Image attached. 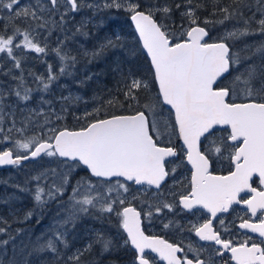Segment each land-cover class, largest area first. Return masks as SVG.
<instances>
[{"label": "snow or ice", "instance_id": "6c2138e0", "mask_svg": "<svg viewBox=\"0 0 264 264\" xmlns=\"http://www.w3.org/2000/svg\"><path fill=\"white\" fill-rule=\"evenodd\" d=\"M192 2L193 0H186L188 4ZM211 3L210 15L219 18L211 20L206 17L203 24L222 25L239 17L243 19L245 27L234 28L225 32L218 41L209 42L205 39L209 37V31L198 23L196 8L190 7L182 13L189 19L190 24L182 33L185 39L183 42L173 44L166 26L158 23L155 18L156 13L168 14L171 9L167 6L160 7L154 2L142 5L139 0H104L101 5L89 3L88 0H47V3L35 0V6H32L21 4V0H0V10L6 9L8 13L6 16H0V20L7 21L3 28L5 31L9 27L12 28L10 35L0 32V54H6L12 61L11 67L0 74L17 81L15 87L8 90L0 87V133L4 132L2 127L4 109L8 106L6 97L14 95L18 101L24 103L32 99L33 89L26 85L23 75L25 70L21 65L22 57L14 55V48L47 54V44L41 46L36 39L39 35L37 30L46 29L47 35H51L57 28L63 31L67 19L74 18L73 14L85 9L93 10L95 13L103 9L122 8L130 14V19L135 23L143 42V48L151 58L154 79L159 86L158 96L162 98L164 105L174 110L169 113L170 117L174 115V124L170 121L161 124L156 119L150 121L145 111H137L132 115H113L111 118L95 119L78 131L65 129L56 133L54 128H48L49 133L56 134L47 137L33 134L25 136L23 140H13L15 149L23 150L26 155L17 152L14 157L13 149L0 151V165H19L22 160L38 158L41 155L63 158L60 164L65 170L57 172L56 169H50L33 178L39 182L42 178H47L49 172L52 176V183L47 189L37 184L34 200L41 207L50 200L63 196L71 175L77 168H83L89 172L90 177L98 178L96 183L89 177H81L75 182L71 195L65 202L63 216L51 228V237L34 246L28 256L50 252L59 258L60 246L64 249L69 247L67 235L70 228H75L82 216L94 209L101 213H114L120 218L119 226L127 233V239L119 246L126 247L130 241L131 246L137 250L138 264H149L144 255L145 249L158 253L167 264H214L211 255L207 261L200 258V253L204 251L202 248L188 246L187 252H192L195 256L194 262L186 255L183 259L177 256V253L185 251L184 248L156 237L146 236L141 229V214L135 208L125 206L122 211L118 208L114 211V205L125 204L127 199L125 194L129 192V186L119 180L114 184L104 183L111 181L113 177H123L137 185L147 184L160 189L162 182L170 175V171L165 167V159L176 157L177 151L172 147L160 146L157 139H154V134L159 137L171 126L182 138L187 161L195 170L191 177V189L182 197L180 203L185 209L191 210L199 206L210 213V218L206 222L193 226L195 235L201 241H212L215 245L221 246L223 251L215 249L216 255L223 256L225 251H229L235 264H264V247L256 244L249 247L247 242L241 243L238 247L233 246L232 241L221 239L219 232L215 231L212 225V220L218 213H227L233 204L242 202L247 205L253 216L260 211L264 217V190L256 192L250 185L254 175L258 176L261 184H264V65L250 64L243 71H235L239 69L243 60L250 57H241L239 50L234 51L225 42L239 40L249 35H264V0H231L229 4H223L222 0H211ZM196 7L203 5L197 4ZM245 9L253 13L247 19H244ZM256 13L260 15L258 20ZM56 15H59V20L55 19ZM16 19L30 22L31 30L16 26L13 23ZM252 21H255L257 28H251ZM87 23V19L82 20L75 34L87 37V32L82 31ZM19 36H22V42L16 41ZM115 47L117 44L114 41L106 39L97 48L91 52L84 51L82 55L90 64L100 58L106 50ZM52 51L60 61L58 71H53L52 65L49 64L47 78L29 73L34 81L38 82L36 91L48 92L60 76L72 75L79 63L76 55L64 50L63 42ZM254 54L264 57V42L256 47ZM13 69L19 70L21 74L15 75ZM120 76L124 87L118 90L123 91L125 100L139 104L134 90L148 89V82L135 78L130 70L127 73L121 71ZM86 79L91 80L92 75ZM80 83L83 84L84 81ZM230 97L233 99L230 100ZM75 99L79 100L80 97ZM237 100L240 102H236ZM41 102L50 103L45 100ZM159 102L157 100V104ZM114 103L117 101L108 100V104ZM143 107L155 115L156 105L145 103ZM29 111L36 116L44 115L42 110ZM65 111L67 109L62 107L61 112ZM95 111L98 113L99 109ZM62 118L60 114H56L57 120ZM22 123L25 126L17 129L20 133H24L27 127L34 123L32 115L25 117ZM49 123L51 119L45 115L43 123L37 121L36 127L43 130L44 125ZM15 124L16 121L13 119L9 132L15 128ZM217 126H227L226 137L216 136L213 129ZM202 138L207 145L204 149ZM229 140L233 144L229 145L227 143ZM222 148L225 151L231 149L228 158L234 163L235 170L226 176L212 175L209 172L210 156H222ZM171 172H175V168L171 169ZM101 188L104 190L101 191ZM245 191L256 192V195L251 199H238L240 193ZM113 192L116 194L115 197L112 196ZM162 208L171 211L173 205L165 202L162 207L157 205L155 211L160 212ZM32 214L31 211L27 212L25 219H30ZM147 215L151 216L152 211ZM219 222L223 224V220ZM0 223H3L2 219ZM239 227L264 237V218L259 223L244 221ZM4 232L5 229L0 228V233ZM10 239L14 237L10 236ZM8 243L9 240L0 241V245ZM94 245H99L102 253L114 252L118 248L111 237L96 232L93 241L84 248L77 249L67 257V260L72 264H81V258L86 252H90ZM24 264H29L27 258L24 259Z\"/></svg>", "mask_w": 264, "mask_h": 264}, {"label": "trees", "instance_id": "16d2710c", "mask_svg": "<svg viewBox=\"0 0 264 264\" xmlns=\"http://www.w3.org/2000/svg\"><path fill=\"white\" fill-rule=\"evenodd\" d=\"M43 1L42 3H47V0ZM139 2L142 5L146 2H154L160 7L167 6L171 9V12L168 14H164L163 12L156 13L155 18L158 23H163L166 26L173 43L184 40V36L182 35L183 30L187 29L190 24L189 19L183 16L182 13L190 7L196 8V16L199 18L198 23L209 31V42L218 41L219 37L225 32L232 31L234 28L243 29L245 27L243 19L239 17L226 21L222 25L203 24V20L206 17L211 20L219 18V16L214 17L210 15L212 11L211 0H193L192 4L186 3V0H139ZM222 3L229 4L231 0H222ZM197 4H202L203 7L197 8ZM177 5H180V7H177ZM254 10L255 5L253 6ZM1 14H4V11L0 10ZM252 14V12L245 9L244 19L251 17ZM129 17L130 14L122 8L104 9L98 13L94 22H89L82 29V31L87 32V37L75 34L77 25L75 27L69 26L68 30L64 28L61 31L57 28L52 31V43H54L55 39L70 35L69 39L65 41V45L70 42L73 43V50L69 52L77 56L79 63H77L72 75L63 76V78H66V81H57L46 93L48 96L44 95L46 97L44 98L45 101H49L48 98L55 101L57 96L68 98L61 101L58 108L63 118L57 120L56 117H53L54 114L52 112L49 114L44 113V115L37 117L35 120L32 116L34 123L32 127L28 126V128H31L30 132H32L30 136L33 134L45 135L44 129L49 127V124L44 125L43 130L36 127L37 121L41 124L43 123L45 115L49 116L51 122L58 126V131L64 129L80 130L95 119H105L113 115H131L137 111H145L150 121L156 119L161 124L164 121H170L174 124V117H170L169 115L171 111L162 105L161 99L158 96L153 70L149 60L142 51ZM55 19L59 20V15H56ZM256 19H260L259 13H256ZM6 22L0 20V32L5 35L9 30L8 28L5 31L3 28V24ZM13 23L21 29H29L30 22L23 23L22 19H16ZM257 27L255 21H252L251 28ZM106 39L114 41L117 47L109 48L100 58L88 64L82 53L84 51L91 52L101 43H104ZM225 42L234 51L239 50L241 57H250L247 60H243L239 69L235 71H243L250 64L258 65L260 59L263 58L260 54L254 53L256 47L264 42V35H249L239 40H228ZM50 52L54 53L53 51ZM57 61L60 62L58 58ZM129 70L135 78L145 80L149 84L148 89L141 88L134 90L139 99V104L125 100L123 91L118 90L124 87L121 82L120 72L127 73ZM0 73H3L2 69H0ZM0 75L3 78V84L6 85L7 82H11L13 83V87L17 84V81L10 79L9 76ZM89 75H92L91 80L86 79ZM80 81H84V83L81 84ZM26 85L29 88H35L37 82L26 81ZM76 97H80V99L76 100ZM110 99L117 101V103L108 104V100ZM231 99L233 98L231 97ZM16 100L14 95L6 97L8 106L5 107L7 112H4L7 115H9L10 104ZM157 100L160 101L159 104H157ZM130 103L131 107H129ZM145 103L156 105L155 115L143 107ZM62 107L66 108L67 111L61 112ZM96 109H99L98 113L95 111ZM86 113L92 114L85 115ZM167 114L169 117H167ZM29 115H32V113L26 112L23 117ZM52 119H56V121ZM7 132L5 135L10 137V140L16 139L19 134L16 129L9 133ZM171 132L176 133L170 126L163 135H171ZM56 133H52L51 135ZM154 137L159 143L163 142L159 138L160 136L157 137L154 134ZM13 152L15 155L17 152L20 155L27 154L25 152L21 154L20 151H16L15 149ZM47 159L48 157L44 156L39 161L0 171V219L3 220V223H0V228L5 229L4 233H0V241L9 240L7 245H0V264H24L25 258L28 259L29 264H72V262L67 260V257L72 255L77 249L84 248L90 240L93 241L95 238L92 240L91 235H88V233L94 232V230L111 237L113 242L118 245L117 235L122 233V228L119 226L120 218L92 209L88 214L82 216L75 228H70L67 235L69 247L64 249L60 246L61 256L59 258L50 252L34 253L31 256L27 255L34 246L45 242L51 237V228L63 216L65 202L68 201L75 182L81 177H89L93 183L96 182L85 169L77 168L72 173L63 196H58L41 207L34 200L37 184L39 183L47 189L52 183V176L49 172V176L42 178L39 182L33 178L41 172H46L50 169H56L57 172L65 170L57 157H53L51 163L43 165V162ZM33 165H37L35 169ZM105 183L107 184V182ZM139 208L142 209L141 206ZM29 211L33 214L30 219L26 220L25 215ZM95 234L92 235L95 237ZM10 236L14 237V239H10ZM133 257L134 253L129 245L124 248L118 245L116 251L109 253H102L100 246L94 245L91 251L86 252L81 258V264H123Z\"/></svg>", "mask_w": 264, "mask_h": 264}, {"label": "rangeland", "instance_id": "374dc122", "mask_svg": "<svg viewBox=\"0 0 264 264\" xmlns=\"http://www.w3.org/2000/svg\"><path fill=\"white\" fill-rule=\"evenodd\" d=\"M41 2H44V1L41 0ZM88 2L89 3H97V4L102 5L104 3V0H88ZM21 4H25V5L30 4V5L34 6L35 0H21ZM2 11H4V14H1L0 16L8 15L6 9H4ZM88 11H90V12H88ZM99 12H101V11H97L94 13L93 10L85 9L84 11H82L78 14H75V17H74L75 24L78 26L80 24V22L82 20H85V19L88 20V23L91 21L94 22L95 18L98 16ZM69 20H70V18L67 19V22L65 24L66 26L64 27L67 30H68V27L70 26ZM4 21H6V20H4ZM22 22L24 23L25 21L22 19ZM184 30H186V29H184ZM184 30H183V32H184ZM11 32H12V28L9 27L8 33L6 35H10ZM38 32H39V35L36 37V39H37V41H39L41 46H44L45 44H47V46L49 47V49L47 48V54H38V53L29 51V50H26L23 48H19V49L14 48V55H16L18 58L22 57L21 65L25 70L23 73V75L25 77V81H34L33 76L29 75V73H34L35 75L43 76V77L47 78L48 65L49 64L52 65L53 71H58V67L60 65V62L57 61V56L55 55V53H51L50 51H52V49L56 48L61 42H63V45H64L65 41L67 40V39L65 40V36H63L59 40L56 39V42L54 44L50 40V37H52V35H47V30L38 31ZM33 35H35V33H33ZM67 37L69 39L70 35H67ZM22 39H23L22 36H19L16 38V41L22 42ZM184 39H185V37H184ZM16 41H14V44ZM64 50L69 52L70 50H73V47H70V48L68 47L66 49L64 48ZM11 64H12V61H11V59H9L6 56V54H0V65H2V67H0V69H2L3 72L7 71L9 69V67H11ZM258 65H264V57L260 59V62ZM13 72L17 76H19L21 74L20 71L17 69H13ZM61 80L66 81V78L65 77L63 78V76H60L58 81H61ZM4 85L5 84H3V78L0 75V87H2L5 90H8L10 87H13V83H11V82H7V84L5 86ZM32 89H36V87L32 88ZM46 93L47 92L34 90L32 92V99L30 101H28L27 103L20 102V101L16 100L15 102H12L10 104L9 113H12L13 115L9 116L4 112L5 113L4 122L2 125V127L4 128V132L0 133V151H5L8 149H13V150L15 149V146L12 143L13 140L4 139V137H7L5 134L8 131V128L12 127V120L13 119H15L16 124H15V128H13L12 130H15V129L17 130V129L25 126L22 123V121H24V119H25V117H23V115L26 112H30L29 111L30 109L42 110L43 113H45V114L46 113L49 114L50 112H52L54 114L53 117H56V114H60L58 111V108L60 107V102L63 100L60 98V96H57L55 101H52L51 99L48 98L49 101L51 100L50 103H42L41 101L45 100L44 99V98H46L45 96H48ZM237 102H240V101H237ZM4 111L7 112V109H4ZM32 116H33L34 120L37 117H40V116H36L33 113H32ZM167 117H169L168 114H167ZM52 120L56 121V119H52ZM29 127H32V125ZM48 128H54L56 130V132L58 131V126L51 122V123H49V127L44 129V134H45V135H43L44 137L45 136L47 137L48 135L52 134V133H49L47 131ZM30 131H31V128L27 127V130L24 133L19 132L16 139L23 140L25 136H30V134L32 133ZM224 131H226V130H224ZM224 131H222V132H224ZM7 133H9V131ZM225 133H226L225 135L221 133L220 136L223 135L226 137L227 132H225ZM16 139H14V140H16ZM202 146L207 147V145L205 143H203ZM15 150L17 151V149H15ZM18 151H20L21 154H24L23 150H18ZM52 158L53 157H48V159L43 162V165L51 163ZM36 166L37 165L34 166V169ZM175 173H177V172H175ZM115 181H117V180H114V181L109 182L107 184H114ZM119 181L121 183L127 184L124 181H121V180H119ZM183 181H184V176H182V175L177 176L171 182L167 183L166 188L161 189V190L159 189L160 191H153V190L148 189V187H136L134 185L127 184L129 186V192L125 194V196L127 197L125 204L124 205H119V204L114 205L113 206L114 211L117 208L122 211L123 207L129 206V205H133L140 210L139 206H141L142 209L140 211L142 212V214L144 213V215H145V217L143 218L144 229L146 232L151 233L150 235L158 234V235L163 236L165 238H167L168 236H171V235H174V236L180 235L181 233H183V220L178 215V210L180 208L179 207V205H180L179 199H180V197L184 196V195H182L183 194ZM103 190L104 189L101 188V191H103ZM115 195H116L115 192H113L112 196L115 197ZM134 195L136 196V198H133ZM165 202L173 205L172 210L169 211L167 208H162V211L156 212L155 207L157 205H160L162 207V204ZM94 211H97V210H94ZM149 211H152L151 216L147 215V213ZM105 214H107V215L109 214V215H113V216L117 217L114 213H105ZM196 218L199 219V216H196ZM165 225H168V227H165ZM169 225L175 226V228H171V227H169ZM170 231H171V233H170ZM95 233H96L95 230H94V232L88 233V235H91L90 237L92 240L95 238L92 234H95ZM125 239H127V238L124 235V232L122 230V233H119V235H117L118 245H122L123 241ZM89 242H91V240ZM128 245H129V243H128ZM120 247L124 248L123 246H120ZM123 264H136V262L135 261L129 262V263L125 262Z\"/></svg>", "mask_w": 264, "mask_h": 264}, {"label": "flooded vegetation", "instance_id": "af4514ba", "mask_svg": "<svg viewBox=\"0 0 264 264\" xmlns=\"http://www.w3.org/2000/svg\"><path fill=\"white\" fill-rule=\"evenodd\" d=\"M73 16L75 17V14H73ZM69 24L70 26L76 25L74 18H70ZM44 30L46 29H39L38 31H44ZM50 40L52 41L51 37H50ZM55 42H56V39L54 41V44ZM64 46H66L64 47L65 49L68 47L70 48V47H73V43L70 42L67 45L64 44ZM222 131L216 130L215 131L216 136L219 137L221 133L225 135L226 134L225 132H227V131H224V132ZM159 138L163 140L162 143H159L157 141L160 146L172 147L176 149L178 152V157L176 159H173L166 163V168L167 170L170 171V175L168 176L167 182L160 188V190L166 188V185L168 182H171L177 176L182 175L184 176L182 195L185 196L189 193L191 189V177L193 175V170L187 163V158L185 155L186 149L178 141L179 136H178L177 131L176 133L171 132V135L169 134L167 136L163 135V136H160ZM154 139L156 138L154 137ZM203 143H204V140L202 141V145ZM227 143L229 145L232 144L230 143V140ZM204 148H206V146H202V149ZM230 152H231V149H228L227 151H225L224 148H222V156L220 155L210 156V166H211L210 173L212 175L226 176L235 170L234 163L228 158L229 157L228 155L230 154ZM173 168H175V172H177L178 174L175 172H171V169ZM131 185H134V184H131ZM250 185L252 188L256 189V192L264 190V186L259 182L258 177H254L250 181ZM148 189L153 190V191H160L159 189L155 190L150 187H148ZM253 196H254V192H246V193L241 194L238 199L240 198L251 199L253 198ZM182 197H180L179 202ZM243 205H245L243 202L240 204L233 205L227 213H220V215H218L215 219L212 220L213 229L219 232L221 239L232 241L233 246L238 247L241 243L247 242L249 247H251L253 244H256L259 247H264L263 237H261L260 235L254 232L243 231L242 228L239 227V225L244 221H248L251 223H259L260 220L264 218L261 216L260 211H258L257 214L253 216L251 211ZM179 207L180 208L178 210V215L183 220V233H181L180 235H176V236L171 235L165 238L158 234L150 235L151 233L146 232V231L145 232L147 234L149 233L148 234L149 236L162 237L166 241L170 242L171 244L184 248L185 251L178 255V257H180L181 259H183L186 255L188 259H193V261L195 262L194 254L192 252H187L188 246L192 245L194 248L204 249V251L200 253L201 259H204L207 261V259L211 255V258L214 264H235V261L231 259V253L229 251H225L223 256L216 255L215 249H221V251H223V249L221 247H218L214 243H205L201 241L200 239L197 238V236L195 235V232L192 230L193 226H199L200 224H203L204 222H206L210 218V213H208L205 209H195L193 211H187L181 207V203ZM196 216H199V219H197ZM144 217L145 215L143 213L142 219ZM220 220H223V224H220L219 222ZM143 226H144V221H143ZM169 227L175 228V226H172V225H169ZM136 257L137 255L134 253V257L126 263L134 262V261L136 262ZM146 258L149 259L152 264H164V263H161L157 257L151 254H147Z\"/></svg>", "mask_w": 264, "mask_h": 264}, {"label": "water", "instance_id": "95a60500", "mask_svg": "<svg viewBox=\"0 0 264 264\" xmlns=\"http://www.w3.org/2000/svg\"><path fill=\"white\" fill-rule=\"evenodd\" d=\"M129 20H130V23H131V25H132V27H133V30H134L135 34H136V37H137V39L139 40V43H140L141 48H142V51H143V53L145 54V56L147 57V59L149 60L150 65H151V58H150V56L148 55L147 50L143 48V42H142V40L140 39V37H139V33H138V31L136 30V28H135V23L130 19V17H129ZM157 22H158V21H157ZM208 38H209V37H206L205 39L208 40ZM182 42H183V41H182ZM172 43H173V42H172ZM151 68H152V65H151ZM152 70H153V68H152ZM155 82H156V85H157V88H158V92H159L158 82H157V81H155ZM161 101H162V98H161ZM162 104H163V102H162ZM163 106H164L165 108H167L168 110H170L171 112H174V110H172V109L170 108V106H168V105H164V104H163ZM173 116H174V115H173ZM109 118H111V117H109ZM226 127H227V126H224V127L217 126L216 129H213V132H215L216 130H224V129H226ZM64 130H65V129H64ZM67 130H68V129H67ZM69 131H78V130H69ZM229 131H230V130H229ZM177 132H178V131H177ZM57 133H58V132H57ZM178 136H179V133H178ZM203 140H204V139L202 138V139H201V143H202ZM178 141L184 146V144H183V140H182V138H180V136H179V140H178ZM230 143L233 144L232 141H230ZM184 147H185V146H184ZM185 149H186V148H185ZM174 150H176V149H174ZM176 151H177V150H176ZM13 155H14V154H13ZM43 156H44V155H41V156L38 157V158H31V159H28V160H22L21 163H20L19 165H0V171L7 170V169L13 168V167H15V166H22V165H25V164H28V163H33V162L39 161ZM14 157H15V156H14ZM177 157H178V152H177V156H176V157H167V158L165 159V167H166V163H167V162H169V161H171V160H173V159H176ZM186 158H187V157H186ZM58 159L61 160V159H63V158H58ZM187 163H188V161H187ZM188 164H189V163H188ZM189 166L192 168L191 164H189ZM210 169H211V166H210V168H209V172H210ZM166 170H167V168H166ZM192 170H193V173H194L195 170H194L193 168H192ZM86 172L89 174L88 171H86ZM89 175H90V174H89ZM216 176H218V175H216ZM254 177H258V176H255V175H254L253 178H254ZM91 178L94 179V180H98V178H95V177H91ZM253 178H252V179H253ZM114 180H122V181H124V182H126V183H128V184H134L136 187H150V188H152V189L158 190V189H156L154 186H149V185H147V184L137 185V184H135V183L132 182V181H126L123 177H113L111 181H114ZM167 180H168V177H166L165 180L162 182L161 187L167 182ZM111 181H106V182H111ZM262 185L264 186V184H262ZM246 192H248V191L241 192L240 195L243 194V193H246ZM240 195H239V196H240ZM255 195H256V192H254V196H255ZM254 196H253V197H254ZM238 198H239V197H238ZM181 199H182V198H181ZM233 205H236V204H233ZM233 205H232V206H233ZM232 206H231V207H232ZM243 206L247 207L246 204L243 205ZM128 207H133V208L136 209V211L140 212V211H139L135 206H133V205H129ZM181 207H182L183 209H185V208L183 207L182 204H181ZM195 209H202V208H200L199 206H197V207H194V208L191 209V210H188V209H185V210H187V211H193V210H195ZM249 210H250V209H249ZM140 214H141V212H140ZM218 215H220V213H218L217 216H218ZM217 216H216V217H217ZM140 219H141V229H142V231L144 232V234H145L146 236H149V235L145 232V230H144L142 214H141V216H140ZM242 230H243V231H250L249 229H243V228H242ZM123 232H124V231H123ZM250 232H251V231H250ZM124 234H125V236L127 237V233L124 232ZM256 234L259 235V233H256ZM149 237H156V238H158V239H162V240L166 241L164 238L159 237V236H149ZM197 238L199 239L198 236H197ZM263 238H264V237H263ZM166 242H167V243H170V242H168V241H166ZM203 242H205V243H214V242H212V241H203ZM129 246H130V248L135 252V254L138 255L137 250H136L134 247L131 246L130 241H129ZM175 246H177V245H175ZM217 246H218V247H221V246H219V245H217ZM181 253H182V252L177 253V256H178L179 254H181ZM147 254H151V255H153V256L157 257L161 263L167 264V261H166V260L161 259L160 256H159V254L156 253V252H152L151 249H145V252H144L145 257H146ZM148 260H149V259H148ZM136 262H137V259H136ZM137 264H138V262H137ZM149 264H152L150 260H149Z\"/></svg>", "mask_w": 264, "mask_h": 264}, {"label": "bare ground", "instance_id": "6f19581e", "mask_svg": "<svg viewBox=\"0 0 264 264\" xmlns=\"http://www.w3.org/2000/svg\"><path fill=\"white\" fill-rule=\"evenodd\" d=\"M108 66V65H107Z\"/></svg>", "mask_w": 264, "mask_h": 264}]
</instances>
